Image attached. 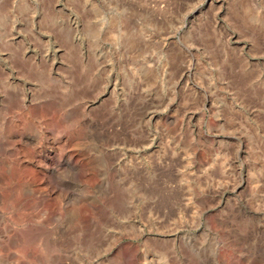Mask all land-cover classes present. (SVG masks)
Listing matches in <instances>:
<instances>
[{"label": "rangeland", "instance_id": "1", "mask_svg": "<svg viewBox=\"0 0 264 264\" xmlns=\"http://www.w3.org/2000/svg\"><path fill=\"white\" fill-rule=\"evenodd\" d=\"M13 1L0 52L41 88L24 106L0 71V264H134L130 193L188 189L229 193L204 206L233 211L227 264H264V0H33L48 80L6 41Z\"/></svg>", "mask_w": 264, "mask_h": 264}, {"label": "built area", "instance_id": "2", "mask_svg": "<svg viewBox=\"0 0 264 264\" xmlns=\"http://www.w3.org/2000/svg\"><path fill=\"white\" fill-rule=\"evenodd\" d=\"M1 17L2 20H10V37L6 41L19 49L22 60L35 65L48 80L53 74L56 55L51 34L40 30L42 16L40 18L34 1L14 0L11 8L4 10ZM35 40L41 42L40 47L35 46ZM8 56L10 53L0 52V71L5 75L4 82L16 92L20 104L28 106L35 100L41 84L38 80L18 77ZM2 97L0 94V99ZM163 146L149 142L127 147L126 153H121L120 161L147 166L152 159L162 158ZM167 147L174 152L170 158L178 159L180 147L177 144H168ZM122 149L119 146L115 148L116 151ZM222 192L180 191L176 194L179 202L170 207L162 204L161 196L131 192L127 207L129 214L124 224L129 228L125 244L133 249L134 264H227L220 248L229 242V213L233 211L223 202L218 206L210 204L204 207L210 197H229L228 192Z\"/></svg>", "mask_w": 264, "mask_h": 264}, {"label": "bare ground", "instance_id": "3", "mask_svg": "<svg viewBox=\"0 0 264 264\" xmlns=\"http://www.w3.org/2000/svg\"><path fill=\"white\" fill-rule=\"evenodd\" d=\"M243 12H244V11H243ZM257 24H258V23H257ZM17 59H18V58H17ZM37 73H38V72H37ZM249 75H250V74H249ZM41 76H42V75H41ZM38 79H39V78H38ZM40 80H41V79H40ZM41 82H42V81H41ZM45 87H46V86H45ZM45 87H44V88H45Z\"/></svg>", "mask_w": 264, "mask_h": 264}]
</instances>
